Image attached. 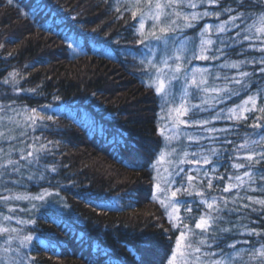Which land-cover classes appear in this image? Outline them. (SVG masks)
Wrapping results in <instances>:
<instances>
[{"label": "trees", "instance_id": "trees-1", "mask_svg": "<svg viewBox=\"0 0 264 264\" xmlns=\"http://www.w3.org/2000/svg\"><path fill=\"white\" fill-rule=\"evenodd\" d=\"M193 2L197 8L182 11L208 10L220 15L204 16L192 27L181 23L183 31L170 34L177 45L186 41L181 53L186 73L191 76L193 69H206L203 75L211 87H223L224 77L238 78L239 71L250 75L244 87L229 84L235 94L221 93L219 101L215 93L190 87L187 105L201 107L192 108L186 121L209 123L184 124V138L171 145L160 125L162 97L148 86L155 72L147 59H159V53L152 57L149 52L156 41L137 43L140 15L133 18L131 10H126H136L135 0H14L11 5L0 0V197H9L0 199V228L17 229L0 233V264H18L21 259L24 264H167L186 224L178 215L185 213L183 205L191 209L187 225L195 232L200 231L195 229L196 220L208 212L195 191L180 193L178 211L169 222L154 187L158 177L153 165L161 152L173 148L176 152L168 160L176 161L187 152V160L208 155L212 163L182 164L184 171L174 176L172 187L188 188L191 175L203 198L228 200L226 208L222 199L217 201L222 210L213 213L219 218L214 231L207 234L210 251L217 257L220 249L231 253L233 264H256L250 253L264 244V209L238 197L264 199V162L241 169L232 165H247L243 157L249 149L237 152V147L245 139L258 141L264 135V127H253L264 125V113L258 110L264 107V72L260 71L264 64L259 63L264 53L257 50L258 42L244 41L242 31L237 36V28L229 25L227 31L218 32L217 26L235 15L238 3L243 2L245 7L239 12L245 16L241 28L246 27L259 15L260 3ZM226 8L233 11L226 12ZM152 25L145 18V35ZM205 25L210 26L206 32ZM202 39L213 42L204 45L203 54L209 59L195 58L202 54ZM250 43L255 46L249 47ZM168 54H173L171 42ZM236 61L254 62L239 69L222 66ZM171 83L177 90V81ZM252 95L257 97V110L245 112L238 107ZM206 96L209 103L203 104ZM31 109L44 119L33 125ZM228 109L237 112L233 115ZM209 128L216 131L209 132ZM189 135L197 139L189 140ZM250 148L261 150L258 145L250 144ZM210 149H215V155ZM29 151L33 155L22 160L21 155ZM173 168L179 167L171 164ZM245 171L252 173L251 181L244 178V186L223 191L228 183H236L229 181L230 176H242ZM45 193L50 195L43 201L32 199ZM246 204L251 206L243 207ZM221 228L230 231L220 232ZM253 229L261 235H249ZM24 235L33 239L20 247L19 237Z\"/></svg>", "mask_w": 264, "mask_h": 264}, {"label": "snow or ice", "instance_id": "snow-or-ice-1", "mask_svg": "<svg viewBox=\"0 0 264 264\" xmlns=\"http://www.w3.org/2000/svg\"><path fill=\"white\" fill-rule=\"evenodd\" d=\"M218 2V0H200L201 5L208 4V5H214ZM236 2V0H234ZM260 3V13L259 15H256L255 19L253 20V23L248 24L246 27L241 28V24H244L245 22V16L243 13L239 12V8L245 7V3L241 2L237 5V10L235 15H229L228 20L221 22L217 26L218 32H225L228 30V26L231 25V27L237 28V36L240 35L241 31L244 33L243 40L244 41H256L259 44V47L257 48L258 51L264 53V0H258ZM7 3L9 5L14 3V0H7ZM141 4H143V7H141ZM255 7V5H252ZM135 8L136 10H132L131 7L126 10H131V14L133 18L137 17V14L139 12L140 15V36L141 39L137 41L138 44H145L146 41L155 40L158 43V47H149V52L153 53V56H156L157 53H159V59L154 60L153 58L149 57L147 59L148 66L155 72V77L152 79V82L148 85L149 87H154L155 92L162 97L165 104L167 103H174L175 97H170V88H171V82L172 81H181L183 80L184 83L180 85L181 88V95H180V104L176 106L172 111H175L177 117L184 116L188 114V112L192 108H200V105H187V98L189 96V88H195L198 92H203L205 94L208 93H215L216 96L214 97L217 101L221 99V93L225 95H231L235 94L233 89L229 87V84H235L239 85L241 87H244V80L249 77L250 73L239 71L238 72V78L232 77L229 78L227 76L224 77L225 84L223 87H209L208 79L204 77L203 73H205L206 69H193V73L191 75V78L187 75L186 71L183 67V60L185 59L182 57L181 53L185 50V44L186 41H181L179 45L176 44V40L174 34L177 31H183V28L181 27V23H183V27H192L193 22L198 21L204 16H211L215 15L217 18L219 17V12H211L208 10H205L202 13L197 12H191L186 13L182 11L183 8H197V4L193 2V0H135ZM119 11V9H117ZM226 12L231 13L233 9L226 8ZM249 15H253L250 13ZM145 18L150 19L153 21L152 30L148 31L147 35H145ZM237 21H240L238 24ZM209 25L204 26V31H208ZM201 36H203V32L201 33ZM171 42V49L173 54L169 55V44ZM212 40H201V49L202 54L195 57L197 59H209V56L204 55L203 52L206 51L204 49L205 44H212ZM252 43L249 44V47H254ZM71 47V45H69ZM212 59H217L218 57H211ZM254 61H236L231 64L222 65L223 67H231L239 69L240 66L244 63H252ZM141 63H145V61H141ZM259 63L264 64V59H261ZM261 72H264V67L260 69ZM199 72L201 75L198 78L196 73ZM15 75V74H11ZM8 81L6 80L5 83ZM203 104H208L209 99L207 96L202 100ZM252 105V108L249 109L247 107H244L248 104ZM257 97L252 95L248 96L247 99L243 102L242 106L243 110L245 112L257 110ZM203 110V109H202ZM261 113H264V107H260L258 109ZM229 113L235 115L237 112V109H228ZM32 115L29 117V120L34 125L37 121V119L43 120L44 117L40 116V114L37 112L36 109H31ZM229 118H232L231 116ZM236 119H240V116H235ZM47 119H51V117H47ZM260 119L259 117L257 118ZM180 124L190 125L192 123H195L199 126L207 125L209 123L208 120H202V121H185V120H179ZM254 128H262L264 125L260 123H256L253 125ZM209 132H214L216 129L209 128L206 129ZM2 135V134H0ZM179 135L178 132L174 133L172 136L167 137L166 139L169 140V142L173 139H176ZM189 140H195L197 139L195 136H188ZM251 145H258L261 146V150L259 152L256 151L255 148H250ZM241 149H249L248 154H246L243 159L248 161V164L245 165L243 163H234L232 167L234 169H241V168H251L253 164H259L261 162H264V135L260 136V139L249 141L248 139H245V142L240 144L236 151L239 152ZM176 152V149H171V151L168 152H161L159 154L158 160L156 161V164H154V167H157L158 165L165 162V156L171 157ZM210 153L212 155H215V149H210ZM33 153L31 151L27 152V156L21 155V159H27V157H31ZM189 153L183 152L182 156H180L176 161L168 160V164H177L182 165L184 163H190V164H211L212 161L210 160L208 155H203L199 159H192L187 160ZM193 157H195L197 154L192 153ZM239 159V157L237 158ZM8 165L13 166L15 169V165L11 160L8 161ZM157 171H159V168L157 167ZM164 171L168 173L169 177H174L176 175H179L180 172H183V168H173L170 170L169 168H164ZM214 171V169H213ZM205 176H207V172H205ZM247 178L248 181L252 180V173L249 171H245L242 176L236 175L235 177L230 176L229 181L235 180L236 183H228L223 188L224 192H229L233 188H240L245 185V179ZM156 179V177H154ZM161 179L164 180L165 184L168 186L169 189H171V184L173 181H170L167 178L162 177ZM196 178L189 175L187 176V181L189 184L188 188L183 187H177L175 190L171 191V199H169L167 196L165 199L159 200V203L161 207L165 209V214L168 216L169 222L173 221L174 214L178 211L177 205L181 203V201L176 200L178 194L184 193L186 195H192L193 191H195V195L198 197H202L201 203H203L206 208L208 209V212L205 214H202L199 219L196 220L195 223V229L200 230L199 232H195L192 228H190L187 224L183 225V231L180 232V234L176 237L175 247L171 253V256L167 262V264H233V258L231 253H225L223 249H220L219 251V258H217V253L210 251L212 248V244L208 242L207 234L211 231H214L213 224L215 221L219 218L218 216H213V213H219L222 209L217 205L218 199H222L224 203V207L226 208L228 206V200L227 198H217L213 197L211 201H209L204 197V193L202 191L195 190L194 188V180ZM219 179H223V177H219ZM262 180H264V176L261 177ZM157 190H160V184H156L154 186ZM213 187L212 180H208V188L211 189ZM45 195H50L48 193L37 195L35 197H32L33 200H44ZM17 199H21V197H16ZM239 199H248L251 204L260 205L261 209H264V199H255L253 197H238ZM0 199L7 200L9 197H0ZM153 199H156V196L154 195ZM233 204H235V200L232 201ZM251 205H243V207L248 208ZM171 209V211H169ZM256 209H253L255 211ZM188 211H191L189 208ZM10 219V217H9ZM177 220H179V217H176ZM172 227L176 228L177 224L172 223ZM220 232H228L230 229L227 228H221L219 229ZM16 233L17 229H7V228H0V233ZM249 235L255 234V235H261V233L256 232L254 229L249 230ZM198 237V239L191 240L188 239V237ZM33 237L31 235H24L22 237H19L20 240V247L26 246L29 242H31ZM217 236H213V240H217ZM8 244H11V237L7 240ZM244 243H247V241H244ZM229 248H232L235 250L234 244L226 245ZM217 247H219V244H217ZM5 252L9 251L8 248L4 249ZM18 251V250H17ZM251 259L256 260V264H264V244H261L259 248H253L250 253ZM3 264H8L7 261L3 262ZM13 264H17V262H13ZM18 264H24L23 259L19 260Z\"/></svg>", "mask_w": 264, "mask_h": 264}, {"label": "rangeland", "instance_id": "rangeland-1", "mask_svg": "<svg viewBox=\"0 0 264 264\" xmlns=\"http://www.w3.org/2000/svg\"><path fill=\"white\" fill-rule=\"evenodd\" d=\"M146 20L148 21L147 18H146ZM155 47H158V43L157 42L155 44ZM151 56L155 57V56H153V53L151 54ZM153 75H154L153 76V78H154L155 74H153ZM187 75L189 76V78H191L190 72H188ZM204 77L207 78V75H205ZM183 83H184V81L181 80V81L177 82V85H179L177 90L174 89V87L170 88V90H169L170 91L169 99H171V97L174 96L175 97V102L174 103L165 104L164 100L162 99L163 100V107H162V111H161V114H160L161 130H162V132H164V135H165L166 138L172 136L176 132L179 133L177 138L171 140L170 142H169V140L166 139L167 143H169L171 145H176V142L178 140L184 138V135L186 133V130L184 128V124H180L179 123V120H185L186 121L185 115L177 117L175 111H172V109H174L176 106H178L180 104V102H181L180 101V95H181L180 85L183 84ZM208 83H209V81H208ZM209 87H211L210 83H209ZM164 152H167V150H164ZM167 161H168V156H165V162L157 166L159 168V171H157V167H156L157 177H158L156 184H160V186H161L160 190L156 189V194H157V196H158V198L160 200L161 199H165L166 196L169 199H171V191L175 190V188H176V187H174L175 185L172 187V184H171V189H169L168 186L165 184L164 180L161 179L162 177H164V178H167V179H169L170 181H173V182L175 180L174 177H169L167 175V173L164 171V168H169L170 169V165L167 163ZM174 166L181 168L182 165H177V164L174 163ZM175 199L177 200V197ZM179 205L180 204H178L177 207ZM183 206L185 207L184 208L185 209V213L182 215L181 212H178V215H179V217H181V219H182V221L184 223L188 224L189 217H190V212L188 211L189 206H187V203H185ZM169 211H171V209H169ZM176 213L174 214V216H176ZM217 258H219V257H217Z\"/></svg>", "mask_w": 264, "mask_h": 264}]
</instances>
